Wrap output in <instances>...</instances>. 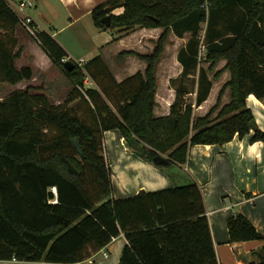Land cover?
Here are the masks:
<instances>
[{"label":"trees","instance_id":"obj_1","mask_svg":"<svg viewBox=\"0 0 264 264\" xmlns=\"http://www.w3.org/2000/svg\"><path fill=\"white\" fill-rule=\"evenodd\" d=\"M119 7L122 13H113ZM91 14L98 29L110 32L164 31L150 53H119L147 62L145 72L119 82L100 54L68 70L66 49L49 32L37 30L42 49L89 106L91 121L54 105L44 92H32L41 87L27 86L0 99V260L80 262L123 233L127 243L119 264H219L200 185L113 197L104 133L116 129L133 138L138 153L152 163L165 155L168 164L154 163L161 168L187 163L193 145L225 144L252 129L250 141H264V130L250 124L255 117L246 102L254 94L264 103V0H107ZM106 15L110 26L102 21ZM19 25L10 1L0 0V82L17 84L34 76L32 67L16 64L24 49L18 47ZM171 31L190 36L178 51L182 72L171 79L176 98L170 113L156 116L157 62ZM223 59L226 64L217 70ZM226 70L231 77L216 104L194 116L213 79ZM86 79L98 88L86 86ZM227 88L231 101L222 105ZM194 91L195 102L188 101ZM227 226L230 242L264 240L241 211L228 218ZM256 253L264 264V246Z\"/></svg>","mask_w":264,"mask_h":264},{"label":"crops","instance_id":"obj_2","mask_svg":"<svg viewBox=\"0 0 264 264\" xmlns=\"http://www.w3.org/2000/svg\"><path fill=\"white\" fill-rule=\"evenodd\" d=\"M57 1L61 4V10L63 8L64 19L61 18L58 2L52 3L49 0L43 8L37 9V15H33L31 10L29 14L33 17L37 30L49 32L66 49L67 60L70 58L73 60L74 53H76V50L70 46L71 34L67 31L71 27L78 29L82 26L85 29L88 28L93 37V49H90V54L99 51L98 54L102 55L117 81L121 82L138 71L145 72L147 67L145 60L131 54L127 55L125 59H118L117 56L123 50H134L143 54L152 52L164 28L136 27L125 31H120L117 28L113 32L98 29L94 25L93 19L88 17L92 15L93 8L107 0ZM122 11L123 8L119 7L113 13L120 14ZM43 24L57 25V29L54 33L50 32ZM16 35L19 41L18 47H24L21 56L17 59V67H32L34 76L29 80L17 83L19 87L15 86L17 84H13L17 87L15 90L22 89V83H25V87L28 85L40 86L46 82L56 83V81L59 85H64L59 77V75H63L62 72L42 49L36 36L23 25L18 26ZM72 36L75 37V32L72 33ZM189 36L190 33H185L184 37H178L171 31L170 41L166 43L165 51L157 62V104L154 108L156 116L170 113L171 105L176 98V90L171 85V79L177 78L182 72L178 51L186 44ZM169 50L170 55H168ZM92 58L90 57L86 61ZM221 61L222 68L226 64V60ZM230 77V71L226 70L220 78L213 79V86L208 98L199 106L194 104V116L205 115L216 104L222 86ZM55 78L61 80V83ZM63 78L66 79V76L63 75ZM39 80H41L40 84L37 83ZM52 84L44 85L47 88ZM92 84L93 80L86 79V86ZM190 96L193 97L191 102H195L196 91L190 92L188 97ZM230 101L231 90L227 88L222 97V105ZM246 102L254 114L256 126L264 130L263 101L254 94H250ZM217 113L218 110L214 116ZM253 133L254 129L243 138L236 135L225 144L193 145L190 148L187 163H173L168 167L161 168L138 153L139 145L133 138L127 140L119 130H107L104 133V145L107 161L112 168L113 197L125 198L137 194L140 190L155 191L197 182L205 198L219 264H262L256 252L264 246V240L230 242L227 226L228 218L236 211H241L252 221L257 230L264 233V141L251 142L250 138ZM126 243L127 239L122 233L105 246L109 252L108 257L103 255V247L91 257L75 263L13 259L0 260V264H119Z\"/></svg>","mask_w":264,"mask_h":264},{"label":"rangeland","instance_id":"obj_3","mask_svg":"<svg viewBox=\"0 0 264 264\" xmlns=\"http://www.w3.org/2000/svg\"><path fill=\"white\" fill-rule=\"evenodd\" d=\"M15 1L20 2L22 0H15ZM25 1H28V0H25ZM33 1L35 2V6L28 8L26 11L29 14V13H31L30 12V10H31L33 15H37V12H36L37 9L43 8L48 0H33ZM49 1L52 3L58 2L57 0H49ZM58 4H59V6H58L59 10L61 11V14H62L61 18L64 19L65 15L63 12V8L61 10V4L59 2H58ZM12 6L17 10V7L15 4H12ZM88 18H92V15L89 16ZM44 26L47 28V30H49L50 32H53V33L57 29V25L56 26L55 25L48 26L45 24ZM206 26H207L206 23H204L203 29H206ZM73 32H75V37L72 36ZM67 33L71 34V38H70V42H69V43H71L70 46L76 50V53H74L75 56L73 58L74 61H80L81 59H85V61H86V59H89L90 57H94V55L99 53V51H98V52H95V54H90L91 53L90 49H93V45H92L93 37H92L91 31H89L88 28L85 29L84 27L81 26V28L76 29L74 27H71L70 29H68ZM58 37L63 39L62 36H60V35H58ZM169 41H170V38L168 40V43H169ZM172 42H174V41H172ZM90 55H93V56H90ZM168 55H170V50L168 51ZM82 56L84 58H81ZM126 56L120 57L118 54L117 57H118V59H125ZM222 64H223L222 61H220V63L216 67V69L218 70L219 68H221ZM201 65L208 67V63L204 62V61L201 62ZM62 74L65 75L63 72H62ZM211 74L213 75V72H211ZM63 75H59V77L64 82V85L63 84L59 85L57 83V81H56V83L52 82L53 84L46 82V83H43V85L35 86V87H41V89L40 90H34L33 89L32 92H35V91L44 92L48 96L50 102L53 103L54 105L65 106L67 108H71L75 113L79 114L82 118L86 119V121H91V112H90L89 106L87 105L86 102H84L81 99V97H79L77 95L76 91H73L72 84L70 83V81L68 80L67 77H66V79L63 78ZM55 79L58 80V78H55ZM61 80H58V81L61 83ZM37 83L40 84L41 80L37 81ZM47 83L52 84V85L46 88L45 85ZM22 84H23L22 89H25L27 86L25 87V85H24L25 83H22ZM189 85H190V88H192V85L191 84H189ZM15 86L19 87L18 84ZM15 86L13 84L0 82V99L8 96L12 91H14L17 88ZM28 86H30V85H28ZM91 86L98 88L97 83H95L94 81H93V84ZM187 100L192 101L193 97L190 96V97H188Z\"/></svg>","mask_w":264,"mask_h":264},{"label":"built area","instance_id":"obj_4","mask_svg":"<svg viewBox=\"0 0 264 264\" xmlns=\"http://www.w3.org/2000/svg\"><path fill=\"white\" fill-rule=\"evenodd\" d=\"M11 4H15L17 7L16 12L18 13V15L20 16L21 19V25H23L31 34L36 36V32H37V27L35 24V21L33 19V17L27 13V9L29 7H33L35 5V2L33 0H22L20 2H16L15 0H9ZM35 24V25H33ZM204 48V47H203ZM63 60H67V59H63ZM76 64H78L79 66L83 67L84 64L86 63V61L84 59H81L80 61H74ZM53 191L56 193V188H53ZM103 251V255L105 257L109 256V252L105 249H102Z\"/></svg>","mask_w":264,"mask_h":264},{"label":"water","instance_id":"obj_5","mask_svg":"<svg viewBox=\"0 0 264 264\" xmlns=\"http://www.w3.org/2000/svg\"><path fill=\"white\" fill-rule=\"evenodd\" d=\"M102 21L106 25L110 26L111 25V17H110V15H106L105 17H103ZM65 65H66V68L68 70H72L74 68V66H75V62L73 60L69 59V60L66 61ZM250 124L253 127H255L256 126L255 120L253 119L250 122ZM73 142H74L76 148L79 150V152L82 153V148H81V145H80L79 140H78L77 137L73 138ZM153 162L155 164H157V165H166V164H168L169 159L165 155L159 154V155H157V156H155L153 158Z\"/></svg>","mask_w":264,"mask_h":264}]
</instances>
